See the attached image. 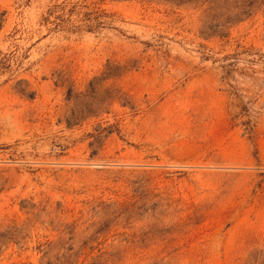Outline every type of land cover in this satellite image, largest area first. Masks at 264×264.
Instances as JSON below:
<instances>
[{
  "label": "rangeland",
  "instance_id": "374dc122",
  "mask_svg": "<svg viewBox=\"0 0 264 264\" xmlns=\"http://www.w3.org/2000/svg\"><path fill=\"white\" fill-rule=\"evenodd\" d=\"M0 14V264H264L263 16L220 39L156 0Z\"/></svg>",
  "mask_w": 264,
  "mask_h": 264
},
{
  "label": "trees",
  "instance_id": "16d2710c",
  "mask_svg": "<svg viewBox=\"0 0 264 264\" xmlns=\"http://www.w3.org/2000/svg\"><path fill=\"white\" fill-rule=\"evenodd\" d=\"M148 1V0H142ZM162 1L174 6L192 5L202 13V31L200 32L207 38L219 37L220 39L228 38L233 26L242 22L251 20L256 16L264 17V0H156ZM97 25L102 24L100 17L88 16L87 20ZM3 18L0 14V30L2 28ZM88 29H92L88 26ZM1 54V51H0ZM7 58H0V69L6 68ZM9 67V66H8ZM110 68H107V71ZM94 89V82L89 86ZM127 104V102H124ZM89 112L90 110H86ZM108 113V112H107ZM117 130L116 125H109L107 130ZM6 240V234L0 232V247ZM1 252V249H0Z\"/></svg>",
  "mask_w": 264,
  "mask_h": 264
}]
</instances>
